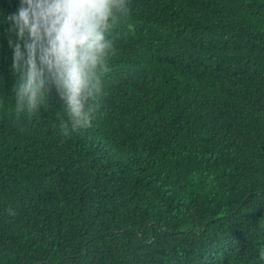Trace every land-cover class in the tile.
<instances>
[{
	"label": "trees",
	"instance_id": "16d2710c",
	"mask_svg": "<svg viewBox=\"0 0 264 264\" xmlns=\"http://www.w3.org/2000/svg\"><path fill=\"white\" fill-rule=\"evenodd\" d=\"M18 2L0 0V264H264V0H128L77 131L48 72L31 110L17 95Z\"/></svg>",
	"mask_w": 264,
	"mask_h": 264
},
{
	"label": "clouds",
	"instance_id": "9594fccd",
	"mask_svg": "<svg viewBox=\"0 0 264 264\" xmlns=\"http://www.w3.org/2000/svg\"><path fill=\"white\" fill-rule=\"evenodd\" d=\"M129 12L128 0H19L6 17L12 67H22L26 77L19 98L35 107L48 72L63 90L73 130L91 126L96 110H86L85 102L103 92L96 69L108 71L113 43L107 35Z\"/></svg>",
	"mask_w": 264,
	"mask_h": 264
}]
</instances>
